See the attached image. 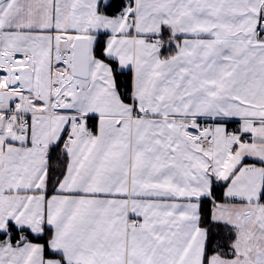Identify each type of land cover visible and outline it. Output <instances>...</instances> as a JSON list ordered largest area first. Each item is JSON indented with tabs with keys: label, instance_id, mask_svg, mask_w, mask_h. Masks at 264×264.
I'll use <instances>...</instances> for the list:
<instances>
[{
	"label": "snow or ice",
	"instance_id": "obj_1",
	"mask_svg": "<svg viewBox=\"0 0 264 264\" xmlns=\"http://www.w3.org/2000/svg\"><path fill=\"white\" fill-rule=\"evenodd\" d=\"M0 264H264V0H0Z\"/></svg>",
	"mask_w": 264,
	"mask_h": 264
}]
</instances>
